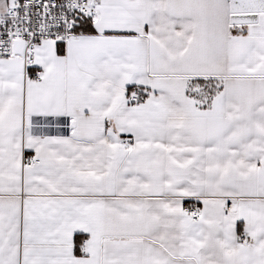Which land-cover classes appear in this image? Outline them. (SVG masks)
<instances>
[{"label":"snow or ice","instance_id":"1","mask_svg":"<svg viewBox=\"0 0 264 264\" xmlns=\"http://www.w3.org/2000/svg\"><path fill=\"white\" fill-rule=\"evenodd\" d=\"M0 264H264V0H0Z\"/></svg>","mask_w":264,"mask_h":264}]
</instances>
